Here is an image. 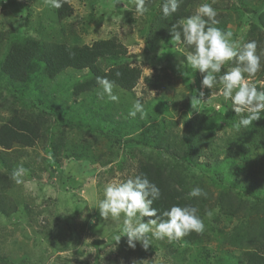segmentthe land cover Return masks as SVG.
Masks as SVG:
<instances>
[{
    "label": "trees",
    "instance_id": "1",
    "mask_svg": "<svg viewBox=\"0 0 264 264\" xmlns=\"http://www.w3.org/2000/svg\"><path fill=\"white\" fill-rule=\"evenodd\" d=\"M7 1L10 6L25 9L27 26L36 27L42 37L20 35L12 28L0 30V83L9 94V97L3 95L0 86V214L10 217L27 209L26 205L21 208L13 195L17 183L12 179V172L20 165L21 150L35 146L38 141L45 143L50 160L44 162V169L51 174L68 160L83 161L85 166L94 163L102 168L108 166L104 170L110 172L114 170L111 165L117 157L113 147L122 154L118 170L132 169L125 163L128 159L134 161V175H146L160 188L161 197L152 205L158 209V214L174 204H191L198 208L205 230L199 234L192 232L178 241L152 239L147 248L140 242L130 248L127 237H121L119 242L115 240L121 227L109 226L97 209L95 220L88 227L107 236L108 242L104 245L116 241L123 248L121 256L134 254L135 264H141L144 259L150 264V257L155 256L160 257L163 264H264V113L249 127L237 130L234 125L240 116L231 108V102H222L218 107L205 103L200 95L201 80L197 72L179 66L174 71L182 77L189 94L184 101L183 127L174 131L177 123L159 115L164 108L169 112L167 102L162 103L164 108H158L149 99L134 95L142 69L131 63L126 45L116 35L90 43L80 42L77 36L67 41L63 30L57 32L60 26L55 28L53 24L60 25V21L73 14L68 0H64L59 9L49 7L45 0H33L30 5L29 0L24 4L18 0ZM195 1L182 0L177 12L165 18L161 11L164 0H148L147 49L154 48L160 41H164L165 48H171L168 29L190 16L189 8ZM37 3L42 6V13L48 11L50 18L46 14L43 15L49 19L39 15L34 23L29 17ZM258 9L261 10L249 9L256 14V20L249 27H258L264 33V7ZM11 12L8 14L12 18L10 26L19 22L22 14ZM41 19L50 20V32L43 31L46 27L45 22L38 23ZM217 20L216 26H225L223 21ZM54 31L62 32V39L54 36ZM261 63L258 80L264 81V59ZM67 69L86 73L67 92H59V97L54 94L55 88L48 85ZM97 76L114 81L113 93L119 97L118 102L109 100L106 95L101 97ZM146 84H154V80L147 78ZM256 86L264 90V85ZM217 88L206 89V95H212ZM133 99L141 100L143 118L139 113L135 118L129 117ZM4 111H8L5 116ZM51 119L57 130L51 127ZM223 125L229 131L228 138L221 144L217 132L224 130ZM103 136L109 144L105 151H100ZM197 186L206 196H188ZM208 212L211 215H207ZM234 218L236 221L226 226L224 221L231 222ZM143 219L146 222L149 218ZM93 240L96 246L103 242L100 237ZM100 255L97 249L94 261L78 262L99 264ZM1 256L2 252L0 261L8 260L7 256ZM105 260L103 264H121L115 256Z\"/></svg>",
    "mask_w": 264,
    "mask_h": 264
},
{
    "label": "rangeland",
    "instance_id": "2",
    "mask_svg": "<svg viewBox=\"0 0 264 264\" xmlns=\"http://www.w3.org/2000/svg\"><path fill=\"white\" fill-rule=\"evenodd\" d=\"M25 1L18 0L23 4ZM68 1L74 12L70 17L60 21V25L53 24L55 28L60 26L57 32L63 30L67 41H71L74 36H77L79 41L84 43L116 35L126 45L131 63L142 69V77L134 88V95L136 98L149 99L157 104L158 108H164L162 103L167 102L169 112H166L164 108L159 115L174 120L177 124L174 125L173 130L180 131L183 127L181 119L185 110L183 108L184 101L187 99L189 89L174 69L180 66V61L186 59L183 56L184 52L190 50L182 44H171V48H165L164 41H160L158 45L152 43L154 48L147 49L145 33L149 16L146 14L136 16L131 0ZM32 2L33 0H29L27 4L30 5ZM201 3L212 4L217 10L216 18L225 24L223 27H217L231 31L233 40L240 42L255 40L258 44L257 51L264 50L262 49L264 33L259 31L258 27H249V24L256 20V14L249 12V9L255 12L260 11L261 9L258 8L264 7V0H196L189 8L190 15ZM11 11L18 14L22 12V14L20 13L21 20L10 26L8 24L12 18L8 14ZM43 14L49 16L47 10L42 13V6L37 3L29 20L35 23V18L39 15L48 18ZM24 16H26L24 8L17 9L10 6L7 0H0V30L12 28L20 35L42 37L36 27L27 26ZM43 22H45L43 26L46 27L43 31L50 32V25L48 26L51 23L50 20L46 22L41 19L38 23L42 24ZM57 32L54 31L53 35L62 39V32L59 33L60 35ZM53 35L49 34L48 36ZM232 66H234L232 62L226 63L218 75L223 74ZM196 72L202 81V75L198 71ZM85 73V70L67 69L58 78L53 79L48 86H53L54 94L61 97L58 93L67 92V89H70L76 80L84 77ZM147 78L153 79L154 84L147 85ZM258 78L259 72L251 80L246 77V81L261 87L264 85V81L258 80ZM1 81L2 78H0ZM191 83L193 85L195 83L193 78ZM0 86L3 95L9 97L6 86L1 83ZM216 86H218L217 91L212 90L214 92L212 95L210 93L206 95L208 93H205L206 88L200 87V92H204L203 101L208 105H214V107L226 102L220 95L221 86L218 84ZM260 90L263 89L260 88ZM79 98L82 97L77 99ZM133 100L135 102V99ZM148 108L151 110V107ZM2 114L7 115L8 111H4ZM132 122L135 124L134 119ZM50 125L53 126V130L58 129L54 128L55 124L52 119ZM223 127L224 130L221 129L217 132L218 141L221 144L222 140L228 138L229 131L226 125ZM51 132L53 131L51 130ZM69 137L73 136L69 134ZM100 144V151H105L109 142L104 137ZM45 146V143L38 141L35 146L21 150L22 159L18 164L25 163L23 167L27 169V172L23 177V183L17 184L14 188L15 194L13 195L16 196L18 205L21 208L26 205L27 209L10 217L0 214V252H2L1 257H8V260L2 259L0 264H79L80 260L94 261L97 249H100L101 253L100 258H97L99 264H103L107 257L113 258L114 256L119 259L121 264H135L134 254L123 258L121 256L123 248L119 243L114 241L104 245V242H108L107 236L102 235L99 231L95 233L88 227L89 223L95 220L97 210L91 207H94L103 198L104 186L109 181L133 176L135 162L128 159L124 163L125 165L130 164L132 169H128L129 171L127 169L118 170L116 167L120 161L119 155L122 154L112 147L113 153L117 154V157L111 165L114 167V170L110 171L111 173L104 170L108 166L102 168L97 163L85 166L83 161L69 162L72 160H68L62 163V168H57L56 172L50 174L46 173L47 171L44 169V162L50 160ZM77 182L79 183L77 184ZM68 184L72 186H68ZM122 220L123 215L119 220L110 218L107 221L109 226H115L117 229L122 226ZM235 221L234 218L231 222L228 220L224 222L229 227ZM98 237L103 242L96 246L93 239ZM150 259V264H163L158 256L150 257ZM141 264H148V260L144 259Z\"/></svg>",
    "mask_w": 264,
    "mask_h": 264
},
{
    "label": "clouds",
    "instance_id": "3",
    "mask_svg": "<svg viewBox=\"0 0 264 264\" xmlns=\"http://www.w3.org/2000/svg\"><path fill=\"white\" fill-rule=\"evenodd\" d=\"M63 2L64 0H45L49 7L56 9L61 8ZM147 2L148 0H131L136 16L145 14L148 10ZM181 2L182 0H164L161 6L163 17L168 18L177 12ZM216 17L217 10L212 4H199L192 15L170 26V43L182 44L190 49L184 52L186 59L180 61V67L191 69L192 72L198 71L202 75V88L212 89L217 84L221 86L220 95L225 101L231 102V108L240 116L238 123L234 125L239 130L260 120L264 113V90H258L255 84L246 81V77L251 80L262 70L264 50L257 51L258 44L255 40H233L231 31L216 26L219 24ZM228 62H232L234 66L218 75ZM116 75L119 76L120 73L117 72ZM96 82L102 89L101 97L106 95L109 100L118 102L119 97L113 93L114 81L97 76ZM200 95L202 97L204 92L201 91ZM138 113L141 118L145 115L140 99L133 103L128 115L135 118ZM26 172L27 169L19 165L13 170L12 179L21 184ZM188 196L197 198L206 196V193L197 186L190 190ZM160 197V188L146 175L139 174L109 181L104 186L103 198L91 208L98 209L99 215L105 220H119L123 215L120 234L115 240L119 242L121 237H127L130 248H135L137 242L147 248L152 239L178 241L192 232L199 234L205 230L198 208L191 204H174L158 214V209L152 205ZM206 214L211 215L210 212ZM145 217L149 218L146 222L143 219Z\"/></svg>",
    "mask_w": 264,
    "mask_h": 264
}]
</instances>
